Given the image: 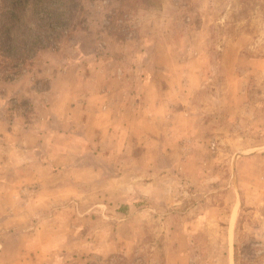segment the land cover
<instances>
[{"label": "rangeland", "instance_id": "obj_1", "mask_svg": "<svg viewBox=\"0 0 264 264\" xmlns=\"http://www.w3.org/2000/svg\"><path fill=\"white\" fill-rule=\"evenodd\" d=\"M0 42V264H264V0H0ZM80 82L144 100L123 153L41 189L5 133Z\"/></svg>", "mask_w": 264, "mask_h": 264}, {"label": "crops", "instance_id": "obj_2", "mask_svg": "<svg viewBox=\"0 0 264 264\" xmlns=\"http://www.w3.org/2000/svg\"><path fill=\"white\" fill-rule=\"evenodd\" d=\"M129 88L83 87V83L80 82L76 87H52L48 92L47 102L40 100L37 95L32 94L33 97H30L33 88L29 91L26 89L25 94L21 93V96L33 98V100L34 98L37 99H35V104L40 115L36 118L33 127L29 124L28 127L26 126L25 131L16 132V129L12 126L10 132L5 134L6 136L16 137L18 148L12 153L15 159L18 160L17 163L31 165V162H33L30 178L32 184H38L41 189H45L44 171L46 172L45 175H51L52 173L57 176L63 174L75 176L78 170L72 164L74 163V157L78 155L80 158H90L91 156L98 158L114 157L123 153L126 146L124 142H120L124 139L121 134L123 136V133L131 132L129 129L131 121L129 113L137 112V108H139L137 105H140L141 101L144 100L143 92L132 93V100L137 105L132 104L130 100L126 99L129 95L131 97ZM122 98L127 101L121 104ZM134 115L136 116V114ZM138 121H141V119H138ZM33 154L37 157V160H27L26 156ZM127 154H129L128 151ZM66 157H69L70 160L68 161ZM2 163L3 160H0V165ZM36 163L39 164L37 171L34 169ZM93 167L92 164L84 167L80 164V170L82 172L87 171L86 173L89 174L88 178H84L81 174L79 178L80 180L84 178V182L89 180L90 187L96 188L98 184L95 181L98 179V171ZM77 180L76 178V182ZM115 182L117 181L113 179L109 184L102 186L111 187L114 186ZM156 184L157 181H153L150 184L151 188ZM86 185H82L81 188H86ZM146 189L147 187H145V198L147 199L146 196L149 195V201L156 200L154 193L151 194L154 197L152 198L150 193L146 192ZM42 191L44 192V190ZM82 191L80 198L84 196ZM57 196L62 198L60 193ZM39 197L41 198L42 195Z\"/></svg>", "mask_w": 264, "mask_h": 264}, {"label": "trees", "instance_id": "obj_3", "mask_svg": "<svg viewBox=\"0 0 264 264\" xmlns=\"http://www.w3.org/2000/svg\"><path fill=\"white\" fill-rule=\"evenodd\" d=\"M18 2V1H17ZM39 3H41V2H37V3H32V2H30L26 7H32V6H35V5H37V4H39ZM18 6H19V8L20 9H22V5L21 4H18ZM25 14V11L23 12V14L21 15L22 16V18H23V15ZM62 16H63V13L61 12V13H59V14H57V15H55V18L56 19H58V22H62L63 21V18H62ZM57 22V21H56ZM17 26H15L14 25V27L12 28V31H11V33H10V35L11 34H13V31H14V29L16 28ZM8 37V36H7ZM0 45H1V48H2V43L0 42ZM17 47H18V45H17ZM11 49L14 51L15 50V46H13V47H11ZM8 50V52H10V49H7ZM17 50H24V49H21V47H20V49H17ZM21 55H19L18 56V58H19V60H26L23 56H24V53L23 52H21L20 53Z\"/></svg>", "mask_w": 264, "mask_h": 264}]
</instances>
